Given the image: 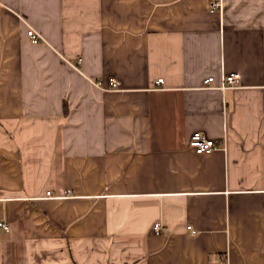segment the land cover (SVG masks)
Segmentation results:
<instances>
[{
    "label": "crops",
    "instance_id": "1",
    "mask_svg": "<svg viewBox=\"0 0 264 264\" xmlns=\"http://www.w3.org/2000/svg\"><path fill=\"white\" fill-rule=\"evenodd\" d=\"M0 221V264H264V0H0Z\"/></svg>",
    "mask_w": 264,
    "mask_h": 264
},
{
    "label": "built area",
    "instance_id": "2",
    "mask_svg": "<svg viewBox=\"0 0 264 264\" xmlns=\"http://www.w3.org/2000/svg\"><path fill=\"white\" fill-rule=\"evenodd\" d=\"M221 7V2L220 1H211L210 3V11H215L217 9H220ZM26 36L28 37L30 42L36 43L41 40V36L38 34V32L35 30L34 27H28L26 30ZM239 82V75L237 73H228V74H223L219 78V82L217 84L214 83V77L209 76L205 79V85L206 87H211V88H217V89H230L234 88ZM95 85L100 86V87H106L110 90H115L116 88L118 89L119 87V82L113 78L109 77L105 85L101 80H96L94 81ZM157 83H162V79H159ZM216 141H214L212 138H209L206 136L203 132L200 131H193L191 137L189 138L188 145L194 149V151L198 154H207L213 151L215 148L220 147ZM45 194L50 195L49 191H47ZM0 227L5 231L8 232L10 229V225L5 223L4 221H0ZM187 228H190L188 226ZM152 230L154 232H159L160 226L156 223L153 225Z\"/></svg>",
    "mask_w": 264,
    "mask_h": 264
},
{
    "label": "rangeland",
    "instance_id": "3",
    "mask_svg": "<svg viewBox=\"0 0 264 264\" xmlns=\"http://www.w3.org/2000/svg\"><path fill=\"white\" fill-rule=\"evenodd\" d=\"M39 34V33H38ZM41 40H42V38H41ZM39 42V41H38ZM115 90H117V88L115 89Z\"/></svg>",
    "mask_w": 264,
    "mask_h": 264
}]
</instances>
